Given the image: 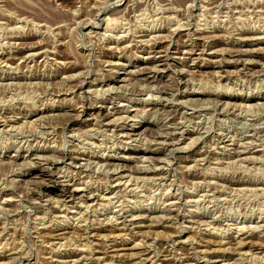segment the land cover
<instances>
[{"label":"rangeland","instance_id":"374dc122","mask_svg":"<svg viewBox=\"0 0 264 264\" xmlns=\"http://www.w3.org/2000/svg\"><path fill=\"white\" fill-rule=\"evenodd\" d=\"M163 260L264 264V0H0V264Z\"/></svg>","mask_w":264,"mask_h":264},{"label":"bare ground","instance_id":"6f19581e","mask_svg":"<svg viewBox=\"0 0 264 264\" xmlns=\"http://www.w3.org/2000/svg\"><path fill=\"white\" fill-rule=\"evenodd\" d=\"M109 40V39H108ZM168 45V44H167ZM171 45V44H170ZM200 51V50H199ZM28 52V51H27ZM164 56V55H163ZM81 98V97H80ZM183 106V105H182ZM206 129V128H205ZM114 130V129H113ZM134 135V134H133ZM128 136V135H127ZM198 137V136H197ZM132 140V139H131ZM175 143V142H174ZM165 148V147H164ZM173 152V151H172ZM200 152V151H199ZM36 157V156H35ZM86 168V167H85ZM114 168V167H113ZM202 173V172H201ZM127 183V182H126ZM91 195H92V193H91ZM74 196V191L73 192H69V190L68 191H65L64 193H63V198H65L66 200L68 199V198H72ZM166 204V203H165ZM170 204V203H169ZM97 227V226H96ZM96 231H98V230H96ZM48 234V233H47ZM179 261V260H178ZM172 263V262H171ZM183 263V262H182ZM161 264H168V262L166 261V260H163V261H161ZM181 264V263H180ZM184 264V263H183Z\"/></svg>","mask_w":264,"mask_h":264}]
</instances>
